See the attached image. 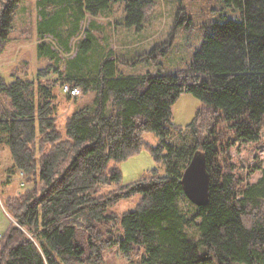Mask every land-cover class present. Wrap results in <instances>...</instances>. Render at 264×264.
I'll return each instance as SVG.
<instances>
[{
    "label": "trees",
    "instance_id": "trees-1",
    "mask_svg": "<svg viewBox=\"0 0 264 264\" xmlns=\"http://www.w3.org/2000/svg\"><path fill=\"white\" fill-rule=\"evenodd\" d=\"M21 1L0 0V51ZM113 1L36 0L37 34L53 37L68 53L84 17L98 16ZM223 1L239 16L209 24L212 30L187 70L119 74L118 57L109 47H103L97 63L87 56L93 49L87 29L65 65L51 45L40 42L38 56L54 64L31 78H0V142L12 159L7 172L23 173L29 185L6 207L31 237L10 224L0 238V264H101L103 252L115 246L137 264H264V167L255 158L243 174L230 154L236 144L261 140L264 0ZM151 4L125 0L124 24L140 29ZM181 15L176 25L186 18ZM68 24L63 40L61 30ZM58 85L92 94L65 117L63 129L57 125ZM182 93L202 107L184 131H176L171 108ZM144 133L160 139L156 148L147 146L157 168L121 186L120 172L109 163L138 154L146 147ZM198 155L209 177L202 206L187 200L181 184L185 168ZM255 172L259 177L248 181ZM110 186L118 188L101 189ZM135 194L140 198L133 210L108 212L118 198ZM189 227L199 232L196 241L188 238Z\"/></svg>",
    "mask_w": 264,
    "mask_h": 264
},
{
    "label": "rangeland",
    "instance_id": "rangeland-1",
    "mask_svg": "<svg viewBox=\"0 0 264 264\" xmlns=\"http://www.w3.org/2000/svg\"><path fill=\"white\" fill-rule=\"evenodd\" d=\"M60 1V0H58ZM152 4L146 11L141 28L126 26L124 24L125 0H116L110 4L108 10L98 16L86 15L78 33L69 40V52L66 53L60 43L51 36L39 38L37 23L39 12L36 0H22L18 3L12 16V30L4 47L0 51V78L11 80L13 75L20 77H33L36 71L53 63V60L37 54V46L40 42L46 43L58 53L65 61L72 59L76 54L77 44L86 35L87 29L93 37V49L87 56L93 63L99 61V55L103 47H109L118 57V73L122 75H141L147 72L151 74L171 75L179 70H187L193 62L195 51L201 46L206 33L211 31L210 23L223 22L239 16V10L223 0H151ZM61 5V4H59ZM61 9V6H59ZM182 9V10H180ZM186 14L185 19L176 25L178 17ZM65 17V16H64ZM93 25L94 27L92 28ZM64 25L61 33L65 40L66 28ZM61 36V35H60ZM166 49L162 54L161 50ZM154 55V58L150 56ZM63 66V65H62ZM57 100V125L64 127L65 117L72 111L88 103L92 94L83 95L77 99L68 100L61 91V86L54 88ZM202 107V103L189 93H182L171 108V124L176 131H184L192 121L194 113ZM175 131V132H176ZM146 147L121 162H110L109 168H116L121 174L120 185L130 184L142 176H147L157 168L158 162L147 149L156 148L160 139L154 133H144L142 136ZM175 139L173 138L172 141ZM232 161L240 164L241 172L246 174L249 166H252L257 158L261 167H264V126L261 130L259 143H246L234 145L230 150ZM12 166V159L7 146L0 142V238L10 224L18 227L7 209V200L13 198L29 185L25 181L23 173L17 171L9 175L7 170ZM259 173H252L248 181H255ZM118 188V186L102 187V191ZM117 190V189H115ZM119 191V190H118ZM116 191V193H118ZM140 195L135 194L126 198H118L108 212L120 214L127 210H133L139 202ZM183 211H188L190 206L181 200ZM21 229L20 227H18ZM22 232L30 237L23 229ZM186 234L190 240L199 239V232L193 228H186ZM101 264H137L136 259H125L120 254L117 246L106 249L102 254Z\"/></svg>",
    "mask_w": 264,
    "mask_h": 264
},
{
    "label": "water",
    "instance_id": "water-1",
    "mask_svg": "<svg viewBox=\"0 0 264 264\" xmlns=\"http://www.w3.org/2000/svg\"><path fill=\"white\" fill-rule=\"evenodd\" d=\"M209 177L202 156H195L182 175V188L187 200L195 206H202L207 200Z\"/></svg>",
    "mask_w": 264,
    "mask_h": 264
},
{
    "label": "built area",
    "instance_id": "built-area-1",
    "mask_svg": "<svg viewBox=\"0 0 264 264\" xmlns=\"http://www.w3.org/2000/svg\"><path fill=\"white\" fill-rule=\"evenodd\" d=\"M62 92L69 96L71 99H77L78 97L81 96V91L77 87H70L68 85H63L62 86Z\"/></svg>",
    "mask_w": 264,
    "mask_h": 264
}]
</instances>
